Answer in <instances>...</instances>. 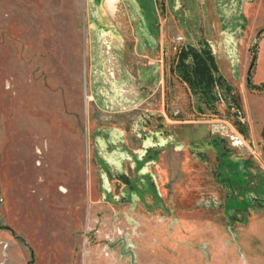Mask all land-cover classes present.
Wrapping results in <instances>:
<instances>
[{"label":"rangeland","instance_id":"rangeland-1","mask_svg":"<svg viewBox=\"0 0 264 264\" xmlns=\"http://www.w3.org/2000/svg\"><path fill=\"white\" fill-rule=\"evenodd\" d=\"M263 83L264 0H0V264H264Z\"/></svg>","mask_w":264,"mask_h":264},{"label":"trees","instance_id":"trees-1","mask_svg":"<svg viewBox=\"0 0 264 264\" xmlns=\"http://www.w3.org/2000/svg\"><path fill=\"white\" fill-rule=\"evenodd\" d=\"M189 52L192 54V66L194 72V79L199 83L207 82L211 80L213 77L212 69L217 70L216 62L214 55L211 50L200 51L194 47L183 48L179 53V63L177 65L178 68L184 70L185 76L190 80V70L189 66L185 62V58H187ZM210 78V80L208 79ZM222 77L219 76L218 79ZM260 88H264V83L259 85Z\"/></svg>","mask_w":264,"mask_h":264},{"label":"flooded vegetation","instance_id":"flooded-vegetation-1","mask_svg":"<svg viewBox=\"0 0 264 264\" xmlns=\"http://www.w3.org/2000/svg\"><path fill=\"white\" fill-rule=\"evenodd\" d=\"M0 226H2V225H0ZM9 228V227H8ZM14 233V232H13ZM15 234V233H14ZM16 235V234H15ZM16 236H18L19 238H21V239H24L23 237H21V236H19V235H16ZM28 264H30V263H28Z\"/></svg>","mask_w":264,"mask_h":264},{"label":"water","instance_id":"water-1","mask_svg":"<svg viewBox=\"0 0 264 264\" xmlns=\"http://www.w3.org/2000/svg\"><path fill=\"white\" fill-rule=\"evenodd\" d=\"M250 72V71H249Z\"/></svg>","mask_w":264,"mask_h":264}]
</instances>
